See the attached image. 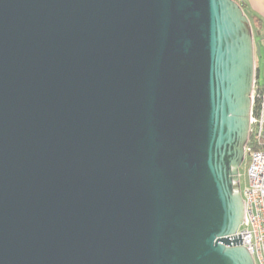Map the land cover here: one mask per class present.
Here are the masks:
<instances>
[{
	"label": "water",
	"instance_id": "1",
	"mask_svg": "<svg viewBox=\"0 0 264 264\" xmlns=\"http://www.w3.org/2000/svg\"><path fill=\"white\" fill-rule=\"evenodd\" d=\"M256 55L235 0H0V264H255Z\"/></svg>",
	"mask_w": 264,
	"mask_h": 264
},
{
	"label": "built area",
	"instance_id": "2",
	"mask_svg": "<svg viewBox=\"0 0 264 264\" xmlns=\"http://www.w3.org/2000/svg\"><path fill=\"white\" fill-rule=\"evenodd\" d=\"M250 130L245 147L247 185L241 194L245 216L237 235L255 264H264V88L255 79L251 95Z\"/></svg>",
	"mask_w": 264,
	"mask_h": 264
},
{
	"label": "crops",
	"instance_id": "3",
	"mask_svg": "<svg viewBox=\"0 0 264 264\" xmlns=\"http://www.w3.org/2000/svg\"><path fill=\"white\" fill-rule=\"evenodd\" d=\"M237 2L245 6L246 15L264 41V0H237Z\"/></svg>",
	"mask_w": 264,
	"mask_h": 264
},
{
	"label": "rangeland",
	"instance_id": "4",
	"mask_svg": "<svg viewBox=\"0 0 264 264\" xmlns=\"http://www.w3.org/2000/svg\"><path fill=\"white\" fill-rule=\"evenodd\" d=\"M254 34L256 45H259L260 48V55H256V79L258 80L260 86L264 88V41H262L263 39L260 38L259 35H257V31L255 29ZM247 164L248 159L246 157L242 166L240 167V184L242 190H244L247 185Z\"/></svg>",
	"mask_w": 264,
	"mask_h": 264
},
{
	"label": "trees",
	"instance_id": "5",
	"mask_svg": "<svg viewBox=\"0 0 264 264\" xmlns=\"http://www.w3.org/2000/svg\"><path fill=\"white\" fill-rule=\"evenodd\" d=\"M235 1H237V0H235ZM241 5V4H240ZM241 7L244 9V12H245V6H243V5H241ZM246 14V13H245ZM249 18V17H248ZM250 20V19H249ZM250 22H251V20H250ZM252 24V23H251Z\"/></svg>",
	"mask_w": 264,
	"mask_h": 264
}]
</instances>
